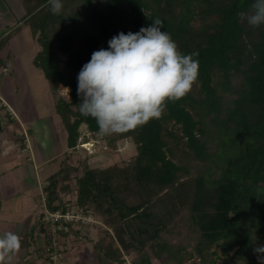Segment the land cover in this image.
<instances>
[{"label": "trees", "instance_id": "obj_1", "mask_svg": "<svg viewBox=\"0 0 264 264\" xmlns=\"http://www.w3.org/2000/svg\"><path fill=\"white\" fill-rule=\"evenodd\" d=\"M20 1L41 47L35 66L54 89L68 90V98L57 101L68 151L75 152L82 136L89 140V132L110 151L124 142L136 146L124 165L83 163L82 175L69 154L43 187L46 208L65 211L71 203L62 194L75 180L74 204L103 220L107 228L94 246L93 264H128L126 257L130 264H154L152 257L161 264H259L254 248L264 245V25L253 28L237 15L254 0H62L55 15L48 0ZM156 18L182 53L198 52L199 92L169 101L161 118L142 127L100 135L96 121L73 107L82 102L79 72L114 36L137 33ZM10 37L0 39V51ZM6 65L0 58V69ZM169 123L179 126L180 137ZM183 140L191 162L178 165L171 141L178 146ZM42 216L26 234L24 264H34L35 252L51 262L59 251ZM38 234L46 239L43 246Z\"/></svg>", "mask_w": 264, "mask_h": 264}, {"label": "rangeland", "instance_id": "obj_2", "mask_svg": "<svg viewBox=\"0 0 264 264\" xmlns=\"http://www.w3.org/2000/svg\"><path fill=\"white\" fill-rule=\"evenodd\" d=\"M2 1V0H0ZM7 4V8L13 18H19L23 14V9L18 5V0H3ZM9 15V14H8ZM9 19V18H8ZM8 19L6 24L2 26L0 35L3 37L5 33L10 34L13 27ZM28 26H34L27 23ZM32 30V27H31ZM33 32V30H32ZM11 38V37H10ZM21 38L12 41V47L19 45ZM63 60L67 56L60 53ZM24 58V57H23ZM10 64L13 63V57H7ZM27 59V58H25ZM24 60V59H23ZM25 61V60H24ZM64 66V63L62 64ZM36 77L24 81V93L32 102L37 116V131L32 130L30 126L25 127L26 136L32 143L31 152H22L16 148L15 152L8 156L0 151V231H12L22 237V248L17 254L16 259L24 264L27 257L28 249L26 247V234L32 229L33 225L38 221L40 214L45 211V197L43 187L47 178L59 170L61 162L70 154V163L79 168V175L83 173V167L86 163L90 168L104 169L113 165H124L136 155V146L133 141L124 142L120 151H97L90 154L84 149L68 151L67 148V130L61 117L57 114V101L61 97L68 98V90L54 89L44 72L38 68L34 70ZM38 76V77H37ZM200 85L198 80L192 87V93L198 94ZM55 95L57 97H55ZM4 94L0 91V126L1 133L13 129L20 131L19 123L14 124V120L8 114L3 112ZM8 115V116H7ZM167 128L177 136H181L179 126L169 123ZM85 129V127H83ZM32 136V137H30ZM22 139H25L22 134ZM174 145L176 156L171 157L178 165H184L191 162L190 153L185 145ZM37 150V151H36ZM74 152V153H73ZM48 158L51 161L44 162ZM19 166V167H16ZM15 166V168H14ZM65 201L70 203L76 202V184L73 180L70 184V191L62 194ZM99 224L90 225L82 229L79 235H72L66 239H59L57 249L61 253L62 259L56 261H45L39 258L37 252L30 256V260L34 264H93L95 244L104 237L103 230L107 227L103 220L96 216ZM46 239L43 234H38V245L43 246ZM264 256V254L262 255ZM22 259L24 261H22ZM127 263L130 264V257H126ZM154 264H161L152 257Z\"/></svg>", "mask_w": 264, "mask_h": 264}, {"label": "clouds", "instance_id": "obj_3", "mask_svg": "<svg viewBox=\"0 0 264 264\" xmlns=\"http://www.w3.org/2000/svg\"><path fill=\"white\" fill-rule=\"evenodd\" d=\"M55 15L62 0H48ZM241 22L253 28L264 25V0H254L250 10L237 13ZM163 21L153 20L139 32H121L108 41L109 48L93 52L78 75V95L73 105L82 116L93 118L100 135L127 133L161 118L169 101L184 98L196 83L198 52L182 53ZM22 248V237L12 231L0 234V264H13ZM264 264V245L254 248Z\"/></svg>", "mask_w": 264, "mask_h": 264}, {"label": "crops", "instance_id": "obj_4", "mask_svg": "<svg viewBox=\"0 0 264 264\" xmlns=\"http://www.w3.org/2000/svg\"><path fill=\"white\" fill-rule=\"evenodd\" d=\"M18 5L23 9L20 0H18ZM10 12L6 2L3 0L0 1V32L8 18L13 30L16 29L11 32V38L8 44L0 51V58L7 62V65L0 69V91L5 97L3 112L13 118L15 121L14 124L19 123L20 131L11 129L6 133H1V130L0 151H2V154L5 156H8L15 152L16 148H19L22 152H31L33 158L32 143L26 136L27 132L25 127L27 125L30 126L32 130L35 129L37 131L38 118L34 105L29 98L25 96L23 90L25 87L24 81L36 77V72L34 70H38V68L34 64V59L40 52L41 47L37 41L36 35L32 32L31 27L28 26V22L25 21V10L23 9V14L19 18H13ZM6 35L8 34L5 33V36ZM3 37L0 35V39ZM16 38L21 39L18 47L13 48L12 41ZM9 56L13 57L12 64L8 62L7 57ZM55 97L57 96L55 95ZM22 134L23 137H25L22 143L24 145L23 148H21V142L19 141L22 139ZM52 159L53 158H48L44 162H48V160L51 161ZM16 167L19 166L16 165Z\"/></svg>", "mask_w": 264, "mask_h": 264}, {"label": "built area", "instance_id": "obj_5", "mask_svg": "<svg viewBox=\"0 0 264 264\" xmlns=\"http://www.w3.org/2000/svg\"><path fill=\"white\" fill-rule=\"evenodd\" d=\"M87 136L89 140L85 141L82 136L75 150L84 149L90 154H95L98 150H108V147L103 143L101 138H96L94 134L90 132L87 133ZM120 150H122L121 147L119 151ZM44 208L45 211L43 212L41 221L47 229L53 246H57L58 240L62 239V233L70 232L71 228L80 229L81 227L99 224L92 211L80 208L74 203L68 205L65 211H49L45 205ZM61 259V253L55 251L51 254L52 261L58 262Z\"/></svg>", "mask_w": 264, "mask_h": 264}, {"label": "water", "instance_id": "obj_6", "mask_svg": "<svg viewBox=\"0 0 264 264\" xmlns=\"http://www.w3.org/2000/svg\"><path fill=\"white\" fill-rule=\"evenodd\" d=\"M1 130H2V127L0 126V132H1Z\"/></svg>", "mask_w": 264, "mask_h": 264}]
</instances>
